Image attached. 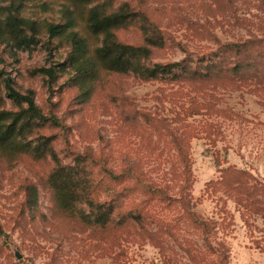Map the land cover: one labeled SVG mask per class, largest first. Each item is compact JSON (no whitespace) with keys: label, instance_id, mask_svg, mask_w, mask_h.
I'll list each match as a JSON object with an SVG mask.
<instances>
[{"label":"rangeland","instance_id":"374dc122","mask_svg":"<svg viewBox=\"0 0 264 264\" xmlns=\"http://www.w3.org/2000/svg\"><path fill=\"white\" fill-rule=\"evenodd\" d=\"M124 4L146 15L160 30L164 45L150 47L148 62L152 64L180 61L188 53L196 58L220 44L264 36V0H113L109 9ZM9 6L10 0H0V14ZM68 6L62 0H23L21 15L57 24ZM117 36L123 43L147 46L139 21L117 31ZM38 38L36 47L23 51L0 45L1 79H11L21 93L33 91L43 113L62 121L61 127L48 126L41 133L55 136V149L64 161L69 162L72 152L102 154L114 173L129 169L155 184L162 189L160 195L146 197L135 187L125 206L149 200L165 224L183 213L175 199L184 191L190 211L208 220L231 222L218 234L229 249L228 264H264V219L252 216L247 223L234 200L206 192L207 183L220 176L217 159L224 167L249 170L264 181V94L250 87L233 90L218 82L145 81L103 73L91 100L82 103L78 89L66 83V76L49 81L34 74L38 68L63 63L68 52L65 43L48 34ZM208 101L212 107L205 105ZM6 107L12 108L8 99ZM177 138L187 144V168L179 162ZM51 168L50 161L0 155V227L4 232L0 264H162L154 245L136 244L128 237L136 233L135 228L108 231L107 243L98 245L102 237L62 214L44 186ZM28 182L40 190L39 207L34 211L26 204ZM109 182L104 179L102 198L135 183L133 178ZM107 186L110 192L105 191ZM179 218V225L173 227L188 226L185 216ZM185 234L186 230L179 232L181 237ZM192 238L202 243L203 236ZM111 244L112 251L103 250ZM181 261L188 264L184 256Z\"/></svg>","mask_w":264,"mask_h":264},{"label":"trees","instance_id":"16d2710c","mask_svg":"<svg viewBox=\"0 0 264 264\" xmlns=\"http://www.w3.org/2000/svg\"><path fill=\"white\" fill-rule=\"evenodd\" d=\"M10 1L7 12L0 14V45H8L17 51L31 49L39 43L38 36L44 33L65 43L68 52L64 62L50 68H38L34 74L49 81L66 76V83L78 89L77 98L82 103L91 100L103 73L133 75L145 81L218 82L233 90L250 87L264 94V36L220 44L216 50L202 52L196 58L193 57L195 54L188 53L180 61L152 64L148 62L150 47L163 46L164 39L146 15L133 11L127 4L110 11L113 0H62L69 6L62 21L54 24L47 21L39 23L21 15L23 0ZM136 21L142 24L147 46L127 44L118 39L117 31ZM2 75L0 73L1 157L14 160L27 156L37 162H52L44 186L51 193L56 208L102 237L98 245L107 243L109 239L105 233L108 231L135 228L136 233L128 237H132L136 244L150 242L154 245L161 255L162 264H182L183 256L188 259V264H228L229 249L218 234L221 228L228 229L230 221L226 224L223 222L225 218L222 222L208 220L190 211L186 207L188 200L184 191H180L175 201L183 210L179 217L185 216L188 226L184 223L182 227H173V224L179 225L182 220L179 217L171 224H165L157 207L152 206L149 200L125 206L135 187H140L146 197L160 195L162 189L146 183L129 169L114 173L107 168V159L102 154L72 152L68 155L69 162H65L55 149V136L41 133L48 126L61 127L62 121L52 114L43 113L33 91L19 92L13 81L1 79ZM7 99L12 103L11 109L6 107ZM205 105L212 107L209 101ZM174 141L181 155L179 162L187 168V144L180 138ZM217 162L220 176L207 183L206 192L210 196L222 194L234 200L247 223L252 216L264 219V181L249 170L234 165L224 167L219 159ZM127 178H133V186H123L111 192L107 186L105 191L110 193L105 198L101 197L104 179L111 183ZM24 190L27 206L32 211L36 210L40 201L39 187L28 182ZM185 230L188 235L181 237L179 232ZM3 234L0 227V237ZM194 235L203 236L201 244L192 238ZM257 245L260 247L259 243ZM113 246L111 244L103 250L112 251Z\"/></svg>","mask_w":264,"mask_h":264},{"label":"water","instance_id":"95a60500","mask_svg":"<svg viewBox=\"0 0 264 264\" xmlns=\"http://www.w3.org/2000/svg\"><path fill=\"white\" fill-rule=\"evenodd\" d=\"M17 257H18V258L20 257L19 254L17 255Z\"/></svg>","mask_w":264,"mask_h":264}]
</instances>
